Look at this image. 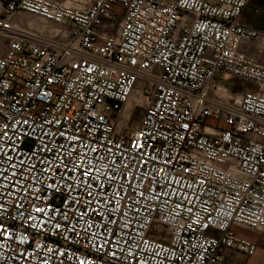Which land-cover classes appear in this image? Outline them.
Wrapping results in <instances>:
<instances>
[{"label":"built area","instance_id":"obj_1","mask_svg":"<svg viewBox=\"0 0 264 264\" xmlns=\"http://www.w3.org/2000/svg\"><path fill=\"white\" fill-rule=\"evenodd\" d=\"M249 2L0 0V264L255 254L232 231H264V62L241 49L264 32L241 23Z\"/></svg>","mask_w":264,"mask_h":264},{"label":"crops","instance_id":"obj_2","mask_svg":"<svg viewBox=\"0 0 264 264\" xmlns=\"http://www.w3.org/2000/svg\"><path fill=\"white\" fill-rule=\"evenodd\" d=\"M77 7H83V6L78 4ZM261 12L262 9L256 6L253 8V10L250 13L251 17L246 18L243 13L241 23L244 26L255 28L262 31L263 30L261 28L262 26H258L254 22V18L257 15H259ZM251 45L252 43L248 45H244L242 46L241 49L250 55L257 56L260 59V61L264 62L263 51L261 53L259 51L258 54L252 53L250 51ZM232 231L237 237L255 244L257 246V249L255 254L252 256L244 255L235 250L228 251L223 264H264V231H255L240 225H234L232 227ZM211 235L214 237L220 236V234L217 231H211Z\"/></svg>","mask_w":264,"mask_h":264},{"label":"rangeland","instance_id":"obj_3","mask_svg":"<svg viewBox=\"0 0 264 264\" xmlns=\"http://www.w3.org/2000/svg\"><path fill=\"white\" fill-rule=\"evenodd\" d=\"M61 1H67L69 3V0H61ZM259 7L262 9V12L257 15L254 18V22L255 24H257L258 26H262L261 28L263 29L262 32H264V0H250L245 12H244V16L247 17H251L250 13L253 10L254 7ZM16 20L18 22H21L25 25H29L31 27L34 28H42L45 25H49L51 26L52 24L45 22L44 20L37 18L35 16L29 15V14H24V13H20L16 16ZM54 27V26H53ZM262 50L263 51V57H264V39L254 42L252 43L251 47H250V51L252 53L258 54V52ZM229 84H231V91L234 94H240L244 88H242L240 86V82L236 79H229L228 80ZM250 89L252 90H257V88L249 86ZM146 102L145 100H140V101H136V105L133 107V114L130 117V125H137L142 117V113L143 110L145 108ZM209 123H214L213 120H208Z\"/></svg>","mask_w":264,"mask_h":264}]
</instances>
